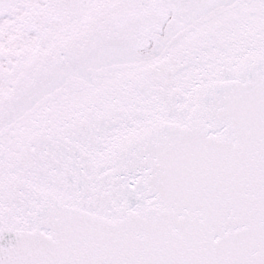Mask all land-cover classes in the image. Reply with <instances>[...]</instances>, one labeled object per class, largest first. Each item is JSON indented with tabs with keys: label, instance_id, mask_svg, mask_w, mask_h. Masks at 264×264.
Wrapping results in <instances>:
<instances>
[{
	"label": "snow or ice",
	"instance_id": "1",
	"mask_svg": "<svg viewBox=\"0 0 264 264\" xmlns=\"http://www.w3.org/2000/svg\"><path fill=\"white\" fill-rule=\"evenodd\" d=\"M0 264H264V0H0Z\"/></svg>",
	"mask_w": 264,
	"mask_h": 264
}]
</instances>
